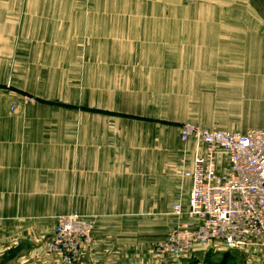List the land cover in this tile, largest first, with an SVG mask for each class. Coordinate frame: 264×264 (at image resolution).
Listing matches in <instances>:
<instances>
[{
    "label": "crops",
    "instance_id": "0c3cea01",
    "mask_svg": "<svg viewBox=\"0 0 264 264\" xmlns=\"http://www.w3.org/2000/svg\"><path fill=\"white\" fill-rule=\"evenodd\" d=\"M183 2L0 0V158L5 155H15L16 159L28 157L25 165L16 169H8L6 164H2L3 159L0 160V222L7 225L8 221L15 219L13 204L36 205L40 210L36 220L50 223L52 230L45 234L49 238L55 228V218L74 210L81 215L96 216L95 206H100L99 190L124 187L121 179L115 185L104 181L107 179L105 174L112 173L101 164L104 145L98 141L84 144L88 133L79 134V140L83 142L81 150H85L80 165L77 162L78 165L73 166L71 160L66 164H59L56 160L52 162L49 155L50 148L55 146V134H45L39 125L54 122L55 118L41 121L38 116L26 117L17 113L20 109L14 116L9 115L8 107L14 95L4 88L23 93L47 89L49 94L68 96V100H71V94L78 93L80 106L95 112L91 119L82 120V125L87 127L90 122V128L99 127L97 132L103 130L102 125H109L107 135L114 137L120 131L126 141L133 123L147 121L134 113L121 117L118 114L123 112L104 109L98 102L91 106L87 103L88 94L118 91L117 86L121 85L128 87L121 90L133 91L134 82L130 80L129 73L135 67L134 62L152 61L156 64H150V67L171 70L172 73L167 72L165 76L179 79L188 76L185 77L188 85L192 83L191 78L207 75L244 77L237 91L247 94L246 100L251 104L243 107L258 109L256 120L250 121L254 127L243 128L242 131H219L244 133L247 130H264V22L252 18L246 0H206L198 5H185ZM146 66L139 65L142 69ZM206 69L208 73H201ZM168 83L166 81L164 85ZM103 112L116 115L109 123V119L103 117L106 123L99 116ZM144 130L139 128L138 135ZM179 136L180 132L178 144H181ZM142 138L148 140L149 137ZM188 143L194 144L192 141ZM138 152L150 161L152 155L143 146L139 147V143ZM42 155L46 158L33 161L34 156ZM144 159L141 161L143 165L149 163ZM135 166H128L124 173L141 172L144 175L153 172L152 168L136 169ZM8 172H21L22 176L10 183L6 180ZM134 181V178L125 177L123 183H131L129 192L125 195L119 193L120 200L119 197L115 199L116 207L109 200L104 201L106 208L111 207L115 214L117 210L121 211L120 206H128L127 201L133 205L136 202L134 190L137 189ZM189 185L186 206L181 207L183 213L188 207L191 183ZM21 218L24 219L23 216ZM181 220L185 222L184 218ZM7 236V233L0 234V264H12L9 260L14 255L16 259L20 252H29L34 257L22 264H59L57 256L43 254L39 242L33 243V240L20 236L7 241ZM2 237L6 240L2 241ZM94 238L95 242L98 240L99 251H102L103 241L96 235ZM153 244L147 248L150 252ZM261 253L264 255V251ZM91 254L83 264H102L100 255Z\"/></svg>",
    "mask_w": 264,
    "mask_h": 264
},
{
    "label": "rangeland",
    "instance_id": "374dc122",
    "mask_svg": "<svg viewBox=\"0 0 264 264\" xmlns=\"http://www.w3.org/2000/svg\"><path fill=\"white\" fill-rule=\"evenodd\" d=\"M204 2L206 0H184L183 3L198 5ZM246 2L248 9L252 12V18L264 22V0H246ZM204 62L208 64V61ZM134 64L135 67L129 73L130 80L134 82L133 91H123L121 89L128 87L121 85L117 86L118 91L105 90L98 95L89 92L87 98V103L91 106L98 102L104 109L123 112L124 114H118L121 117L126 113H134L141 117V120L147 121V123L138 121L133 123L126 141L120 131L119 135L114 137L107 135L106 130L109 125H102L101 132H97L99 127L90 128V122H88V128L86 124L82 125V120L91 119L90 116L95 115V112L80 106L78 93L71 94V100H68L66 99L68 96L65 98L64 95H55L52 92L49 94L47 89L23 93L13 91L9 87L4 88L5 91L14 95V100L8 107L9 115L14 116L15 111L20 109L21 111L17 113L26 117L38 116L41 121H46L48 117L51 120L55 118L54 122L39 125V128L44 129L45 134H55V146L50 148L51 156L49 155L52 162L56 160L59 164L63 162L66 164L71 160L73 166L78 163L80 165L85 150H81L83 142L79 140V134L88 133L84 144L98 141L104 145L101 164L103 168L112 171V173L105 174L107 179L104 181L109 185H115L121 179L124 184L121 189L117 187L99 190L100 206H95L96 216L81 215L76 210L72 212L77 214L81 220L88 222L91 230L87 248L75 264H83L85 259L91 258V253L100 255L102 264H156L149 259L150 248H147L155 243L156 239L180 228L184 222V220L172 217L170 213L173 204L180 207L186 206L190 187L188 175L193 160L194 144L188 142L178 144L181 127L190 123L216 130L242 131L243 128L246 130L254 127L250 125V121L256 120L258 109L243 107L244 104H251L246 100L247 94L237 91L240 90V83L244 77L227 78L207 75L191 78L192 83L188 85V78H185L188 76L181 79L176 76L172 78L164 75L171 72L167 70L168 68L163 70L156 66L150 67V64L155 65L156 62L136 61ZM141 64H147V66L142 69L139 67ZM208 72L206 69L201 73ZM166 81H169L167 86L164 85ZM115 115L106 112L99 114L102 119L108 118V123ZM33 125L36 126L34 123ZM82 127H84L83 131ZM139 128H145L140 136L138 135ZM96 133L97 136L93 135ZM147 136L148 140L142 138ZM138 143L139 147L143 146L145 151L152 155L149 158L150 161L140 156ZM98 151L101 155V151ZM3 152L7 151L3 150ZM26 158L28 157L21 156L16 159L15 155H5L0 160L3 159L2 164H6L8 169H16L17 166L25 165L28 161ZM43 158L46 157L44 155L34 156L33 161L37 162ZM143 159L149 163L143 165L141 163ZM133 164H136V169L152 168L153 172L144 175L141 172L124 173L128 166ZM6 176V180L11 183L16 178L19 179L22 173L8 172ZM127 176L130 180L135 179L137 189L134 190V200L136 202L131 205L132 202L127 201L128 206H120L121 211L117 210L118 213L114 214L111 207L106 208L104 201L109 200L115 206V199L119 197V193L125 195V192H129L128 188L131 183H123ZM129 199H131L130 196ZM143 208L145 212H142ZM39 213L40 210L36 205L13 204V218L15 219L8 221L7 225L5 222H0L4 224L0 225V234L7 233V241L20 236L33 240V243L39 242L44 255L55 257L57 255L50 253L44 247L48 240L45 234H49L52 229L48 225L49 221L36 220ZM66 215L68 214L55 218V224L58 218ZM94 235L103 241L102 251H99L98 240L95 242ZM3 240L6 238L2 237ZM261 252L231 251L226 253L228 259L224 264H264V255ZM222 256L221 252L214 253L209 250L188 260L182 259L177 264H216ZM14 258L15 255L9 260L13 262L12 264H22L28 260L31 261L34 257L29 252H20L16 255V259ZM57 258L59 264H65L59 256Z\"/></svg>",
    "mask_w": 264,
    "mask_h": 264
},
{
    "label": "built area",
    "instance_id": "2783aa9c",
    "mask_svg": "<svg viewBox=\"0 0 264 264\" xmlns=\"http://www.w3.org/2000/svg\"><path fill=\"white\" fill-rule=\"evenodd\" d=\"M180 142L194 143L186 213L172 207L181 227L157 240L149 253L156 264H177L207 251H264V131L244 133L181 127ZM90 225L75 213L56 220L45 248L75 264L90 241Z\"/></svg>",
    "mask_w": 264,
    "mask_h": 264
},
{
    "label": "trees",
    "instance_id": "16d2710c",
    "mask_svg": "<svg viewBox=\"0 0 264 264\" xmlns=\"http://www.w3.org/2000/svg\"><path fill=\"white\" fill-rule=\"evenodd\" d=\"M227 259H228V254L225 253V254H223L220 261H218L216 264H224Z\"/></svg>",
    "mask_w": 264,
    "mask_h": 264
}]
</instances>
